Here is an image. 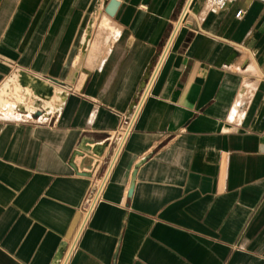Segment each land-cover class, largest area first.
Wrapping results in <instances>:
<instances>
[{
  "label": "crops",
  "instance_id": "obj_1",
  "mask_svg": "<svg viewBox=\"0 0 264 264\" xmlns=\"http://www.w3.org/2000/svg\"><path fill=\"white\" fill-rule=\"evenodd\" d=\"M108 1L0 0V264H264V0L194 1L81 225L182 0Z\"/></svg>",
  "mask_w": 264,
  "mask_h": 264
},
{
  "label": "built area",
  "instance_id": "obj_2",
  "mask_svg": "<svg viewBox=\"0 0 264 264\" xmlns=\"http://www.w3.org/2000/svg\"><path fill=\"white\" fill-rule=\"evenodd\" d=\"M195 0H182L181 5L170 23V27L166 33V36L162 42V45L149 64L144 79L141 83L140 89L135 95L129 110L127 111L126 116L121 120V123L118 127V141L113 145L112 152L108 160L105 162L104 168L97 180L96 185L92 189L89 197L86 199L85 204L82 208V221L81 225L84 224L86 218L90 214L91 210L95 204L100 200L105 185L107 183L110 170L114 164L117 153L124 143L126 137L131 132L134 123L146 101L150 95L152 88L159 76V73L162 69L164 61L171 50L173 43L179 34V32L186 26L188 22V17L190 15L192 5ZM235 0H205V4L210 11H217L223 9L227 4ZM242 14V10L238 9L235 12V16L239 17ZM72 247V246H71ZM71 249L67 250L61 264H65Z\"/></svg>",
  "mask_w": 264,
  "mask_h": 264
},
{
  "label": "water",
  "instance_id": "obj_3",
  "mask_svg": "<svg viewBox=\"0 0 264 264\" xmlns=\"http://www.w3.org/2000/svg\"><path fill=\"white\" fill-rule=\"evenodd\" d=\"M119 0H109L105 6V11L109 15H113L117 6H118Z\"/></svg>",
  "mask_w": 264,
  "mask_h": 264
},
{
  "label": "bare ground",
  "instance_id": "obj_4",
  "mask_svg": "<svg viewBox=\"0 0 264 264\" xmlns=\"http://www.w3.org/2000/svg\"><path fill=\"white\" fill-rule=\"evenodd\" d=\"M82 217H83V216H82ZM81 220H82V219H81ZM78 227H79V226H78ZM79 231H80V230H79ZM78 233H79V232H78ZM76 235H78L77 232H76ZM73 239H74V238H73ZM73 241H74V240H73ZM72 245H73V244H72Z\"/></svg>",
  "mask_w": 264,
  "mask_h": 264
}]
</instances>
